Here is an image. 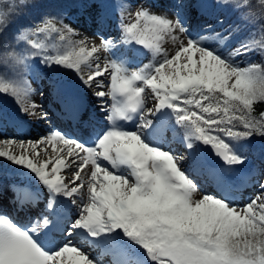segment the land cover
Masks as SVG:
<instances>
[{"label": "snow or ice", "instance_id": "snow-or-ice-1", "mask_svg": "<svg viewBox=\"0 0 264 264\" xmlns=\"http://www.w3.org/2000/svg\"><path fill=\"white\" fill-rule=\"evenodd\" d=\"M173 2L175 18L141 0L122 4V37L105 36L100 45L72 39L78 30L40 0L0 6V58L8 69L0 74V98L10 96L17 106L11 112L0 103V135L5 126L21 128L26 117L48 119L42 106L29 102L34 90L17 66L27 69L35 60L50 71L73 72L78 81L57 86L76 131L0 139V174L22 170L47 190L42 210L25 223L19 214L32 212L40 195L13 183L5 208L0 183V264H264V173L256 181L259 193L236 202L249 179L245 145L264 138V112L254 114L264 103V65L250 59L257 48L264 54V39H238L239 28L215 14L221 0ZM105 5L77 3L96 8L101 24ZM25 7L41 10L6 35ZM250 7V0L236 5L243 16L252 15L245 11ZM193 9L209 19L191 25ZM129 17L135 22L125 24ZM165 37L185 39L169 55ZM132 45L151 56L135 70L128 65L140 53ZM101 51L108 54L103 63ZM77 86L99 89L92 92L101 101L99 116L94 110L81 118Z\"/></svg>", "mask_w": 264, "mask_h": 264}, {"label": "rangeland", "instance_id": "rangeland-1", "mask_svg": "<svg viewBox=\"0 0 264 264\" xmlns=\"http://www.w3.org/2000/svg\"><path fill=\"white\" fill-rule=\"evenodd\" d=\"M130 2V0H128ZM121 3V1H120ZM141 3L152 9L155 13H163L166 12L170 18H175L173 15L174 12V2L173 0H141ZM140 5H137L139 7ZM134 11V9H130ZM123 9L120 11V14H117L113 9V4L110 0H106V5L102 9H100V14L103 16V23H99L96 20L97 9L92 8L89 10L84 9H76L72 11L71 14V22L72 26L78 30L80 36L76 37L78 40L84 37H89V43H93L92 37L95 36L98 38V42H94L96 45H100L102 39L105 36L111 35L112 37H122L123 30L121 28V14ZM106 16V17H105ZM206 21L205 17H202L199 12L193 9L190 17L191 25L195 26L198 23H204ZM126 23L135 22L134 17H129L123 21ZM185 39V37H180L178 40H173L171 37H165L162 42V47L166 51L167 54L172 55L175 52L176 47H178L180 40ZM132 48L135 52L142 54V51L137 48V46L132 45ZM146 51V50H144ZM140 54L136 55L133 59V62L129 64V68L135 70L137 67H142L143 64H147L151 59L149 55L147 58ZM100 57L101 63L104 62V59L107 56V53L101 51L98 53ZM142 59V60H141ZM137 60H141L140 64L135 63ZM35 68L39 73V77L37 79L30 80V86L34 90L33 94L29 97V102H35L36 104L42 106L44 111L48 112V119L46 120H38L35 117L25 118L24 125L21 128L9 130L8 133L0 135V139H4L5 137H13L15 136L18 140H31L35 141L39 138L45 136L51 129L60 128L67 132H73L78 129V125L74 123L71 119H68L66 116L64 117V109H58L54 106L51 96L49 93L50 86H54L56 89L55 98H60L64 100L63 92L57 91V86L59 82H65V84L71 82L73 84L78 85L77 77L75 73L67 71V70H54L50 71L48 69L35 64ZM88 71L87 68L84 69V73L86 74ZM64 79V80H63ZM63 84V85H65ZM99 89H87L82 86H77L76 95L79 96L80 103L82 105L81 113L82 119H86L90 112H96V115L99 116L98 105L101 103L95 96L92 95L93 91H98ZM108 90L107 88L105 89ZM145 102L148 107H151L154 103V100L151 96V93L146 90L145 93ZM106 101L111 103L109 97L105 98ZM9 110V109H8ZM37 114H39L40 109H36ZM18 131V132H17ZM59 147V146H58ZM176 147L179 154H184L185 151L182 149L180 145H174ZM19 151V149H17ZM53 155L51 149L49 148V156ZM47 158V157H42ZM186 166V165H185ZM249 170V168H245ZM22 170L13 169L11 167L5 168L0 174V183H3L5 192L3 197V203L5 208L10 207L12 200V193L8 190L9 186L13 183L15 184H28L34 191H37L40 195L39 203L37 206V211L32 213H21L18 216V220L21 222H27L28 216H31L33 213H38L42 210L44 205V198L47 197V190L38 184V182L34 178H26L21 175L20 172ZM66 178H70L71 172L65 171L62 173ZM194 198H199V193H197Z\"/></svg>", "mask_w": 264, "mask_h": 264}, {"label": "trees", "instance_id": "trees-1", "mask_svg": "<svg viewBox=\"0 0 264 264\" xmlns=\"http://www.w3.org/2000/svg\"><path fill=\"white\" fill-rule=\"evenodd\" d=\"M121 1V3H120ZM26 2H31V0H26ZM113 4V9L117 14H120L122 10V4H128V0H110ZM223 7L215 8V14L219 15L220 19L224 21L225 26L236 25L239 28L238 39H244L249 35L253 36L256 41L264 39V4L260 0H250L251 7L246 9V12L252 13L251 16H243L237 9L236 5L240 3V0H221ZM11 0H0V6L8 5L10 6ZM15 3L19 5V0H15ZM78 0H40V4L43 9L50 12L62 11L65 17V22L72 24L71 22V12L79 9L77 6ZM24 15H19L15 18V23L11 24L7 30L6 35H11L15 28L22 24H27L39 14L41 9H29L23 8ZM106 17V16H105ZM206 20L209 18L205 17ZM74 40H78L76 37H72ZM58 43V40L53 41ZM23 44L18 45L19 50H23ZM251 61L257 64L264 65V54L261 53L259 48L251 55ZM4 60L0 58V74L8 75V69L4 67ZM35 60H32L29 67L25 69L23 66H17L19 72H26V79L30 83L31 79H37L39 73L35 68ZM49 93L54 106L59 109H64V100L55 98L56 89L54 86H50ZM0 103L3 107L11 112L17 110L16 101L10 96H4L0 98ZM264 112V103H257L254 106V114ZM65 117V115H64ZM15 129L14 127L5 126L2 129V133L6 134L9 130ZM18 132V131H17ZM245 150L248 153L249 159L246 161L245 168H249L246 172V176L249 177L244 182H241V186L236 195V202L239 205L246 203L251 197L258 194L260 189L256 181L259 179L260 175L264 173V138L255 136L245 145ZM183 155H187V152ZM39 200L36 201L34 207H32V212L37 211ZM30 212V213H32Z\"/></svg>", "mask_w": 264, "mask_h": 264}, {"label": "bare ground", "instance_id": "bare-ground-1", "mask_svg": "<svg viewBox=\"0 0 264 264\" xmlns=\"http://www.w3.org/2000/svg\"><path fill=\"white\" fill-rule=\"evenodd\" d=\"M92 40H94V42H98V38H96L95 36L92 37ZM107 56H108V54H107ZM140 56L142 57L143 55L140 54ZM141 60H137L135 63L140 64Z\"/></svg>", "mask_w": 264, "mask_h": 264}, {"label": "water", "instance_id": "water-1", "mask_svg": "<svg viewBox=\"0 0 264 264\" xmlns=\"http://www.w3.org/2000/svg\"><path fill=\"white\" fill-rule=\"evenodd\" d=\"M63 80H64V79H63ZM63 84H65L64 81H63V82H59V83H58V86L63 85Z\"/></svg>", "mask_w": 264, "mask_h": 264}]
</instances>
